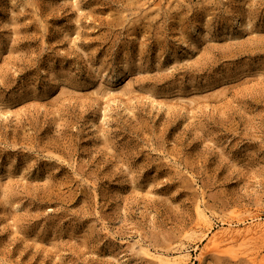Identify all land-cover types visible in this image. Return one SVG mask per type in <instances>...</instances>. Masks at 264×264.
I'll list each match as a JSON object with an SVG mask.
<instances>
[{
    "label": "rangeland",
    "instance_id": "obj_1",
    "mask_svg": "<svg viewBox=\"0 0 264 264\" xmlns=\"http://www.w3.org/2000/svg\"><path fill=\"white\" fill-rule=\"evenodd\" d=\"M201 210L264 221V0H0V264H264Z\"/></svg>",
    "mask_w": 264,
    "mask_h": 264
},
{
    "label": "bare ground",
    "instance_id": "obj_2",
    "mask_svg": "<svg viewBox=\"0 0 264 264\" xmlns=\"http://www.w3.org/2000/svg\"><path fill=\"white\" fill-rule=\"evenodd\" d=\"M201 211H203V210H201ZM201 211H200V213H201ZM201 214L203 215L202 218L205 219L204 220L205 223H202L204 228H206L205 235L207 237H205V238H207V240L210 241V242H208V244L209 243L210 244L213 243V251L220 250V248L222 246L221 243L223 242V241H221L222 238H224L225 240H230V239L235 238V237H241L242 238V237L248 236L249 234L255 233V232L259 231V230H264V221H262V220H260L258 218L257 219L254 218V219H252V221L250 220V222L245 223V225L243 227H240L237 223H233V222L229 221L227 223V227L225 226V227H221L220 229H217V230L215 229L214 230V228H215L214 226L215 225H214V223L212 221L211 216L207 213V211H203ZM199 226H200V224H199ZM202 232L204 233V231H202ZM208 232L211 235L210 234L208 235ZM204 236H202V237H204ZM232 242H233V240H232ZM205 246H208V245H205ZM183 247H185V246H183ZM186 247H188V246H186ZM205 248H207V247H205ZM200 249H201V247H200ZM176 250H177V248H176ZM210 250H211V248H210ZM176 253L177 254L174 255L173 257H170V255L168 253H167L168 255H165V254L164 255H160L159 254L158 256L155 255L156 257L155 256L154 257L157 258L156 260L159 261V264H166V263H171V262L176 263V264H187V261L191 257L190 253L185 252L184 248L182 249L181 247L177 250ZM200 254H202V253H200Z\"/></svg>",
    "mask_w": 264,
    "mask_h": 264
}]
</instances>
